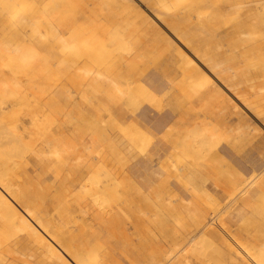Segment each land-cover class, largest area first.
Here are the masks:
<instances>
[{
	"label": "bare ground",
	"instance_id": "1",
	"mask_svg": "<svg viewBox=\"0 0 264 264\" xmlns=\"http://www.w3.org/2000/svg\"><path fill=\"white\" fill-rule=\"evenodd\" d=\"M123 1L124 9L114 12L105 0H0V264H264V164L258 174L245 177L236 171L224 185L213 181L211 195L206 191L211 176L200 175L199 187H190L191 166L206 171L223 158L220 151L202 152L220 124L226 128L234 116L238 129L259 134L231 99L246 94L233 86L232 58L219 59L193 41L206 36L195 34L204 30L203 22L194 23L207 1L170 0L167 12L159 7L163 0H148L152 10ZM262 2L254 3L256 10ZM122 13H129L126 20L115 22ZM141 32L147 42L138 50L131 38ZM156 44L162 49L155 51ZM171 51L176 58L171 59ZM161 52L167 69L174 70L168 86L141 77L143 62ZM255 57L261 66L254 80L264 78L262 47L250 50L244 60ZM165 88L166 94L177 93L174 115L153 104ZM60 95L70 102L59 100ZM242 99L249 110V101ZM183 103L189 108L182 109ZM253 105L256 115L251 113L261 123L262 104ZM93 109L109 112L117 120L113 129L122 127L117 132L129 136L136 129L134 141L138 131L145 140L165 129V148L156 155L169 152V164L159 162L151 171L160 187L151 181L143 191L128 171L112 164L122 150L111 145L109 156L91 146L88 131L76 135L77 116L88 123L85 129H102L101 114L84 121ZM200 114L202 123L197 122ZM51 150L58 160L50 161ZM63 179L67 185L61 181L54 191L55 181ZM118 189L124 193L114 205ZM201 191L212 199L211 211L205 199L197 206L185 203L201 199ZM74 192L88 198L74 204Z\"/></svg>",
	"mask_w": 264,
	"mask_h": 264
},
{
	"label": "rangeland",
	"instance_id": "2",
	"mask_svg": "<svg viewBox=\"0 0 264 264\" xmlns=\"http://www.w3.org/2000/svg\"><path fill=\"white\" fill-rule=\"evenodd\" d=\"M170 0H163V3L161 6V12H167L169 11V7L171 5L169 4ZM207 3L204 1L201 8L202 14L199 15L200 18L195 19L194 27H198L200 24V21L203 22V31H195V34H206V36L202 37L200 35H196L194 38L195 45L198 46L199 50L201 51H212V53L215 54L216 57L219 59H229L232 58L230 63V66L234 67L235 69V77L233 78V86L234 88L239 90H246V94L243 96L245 97L249 102L247 107H249V110L246 109L241 103L243 97H239L238 94H233L231 99L232 101H235L240 108V111L243 115H245L249 120L250 123H252L253 127H256L259 130L258 136L253 137L252 132L247 130L246 128L238 129L236 127V118L233 116L232 121L229 123V125L225 126L220 124L219 131L217 133V137H214L215 140L211 142L210 145H207V148L203 149V154L209 155L215 151H220L223 158L217 161L215 166H211L210 163L206 169V171L202 169H198L195 166H191L189 169L191 171V184L190 187L197 188L199 187V184L196 182L200 175H203L205 178L206 176H211L212 180L210 178L207 184L206 191L209 195L214 194L215 186L213 185V181H216V183L224 185L226 181L230 178V172H239L240 174L244 175L245 177H249L252 174H258L260 170L259 167L261 164H264V117L260 121H258L254 115H256L253 103L261 102V107L264 112V78H257L253 79L251 78L253 74L260 73L259 70L256 69L257 65L260 64L261 66V60L257 61V57L251 58L250 60L245 59L246 53L250 52V50L255 49V51L262 47L264 49V2L260 4V9L256 10L255 8V2L257 0L250 1V5H246L244 2L245 0H206ZM262 1V0H260ZM105 3L110 4L111 8L115 11H119L124 9L125 2L123 0H105ZM136 6L139 10H146V6L149 7L148 0H134ZM212 3H214V8L216 12L214 14H211V10H208V8L212 9ZM169 4V6H168ZM90 5V4H89ZM216 5V6H215ZM210 6V7H209ZM90 8H92L90 6ZM150 8V7H149ZM118 9V10H117ZM151 9V8H150ZM152 10V9H151ZM205 12V14H203ZM148 13V11H147ZM123 14V13H122ZM126 13L122 15V18L120 19L118 16L115 18V22L117 21V18L119 21L123 22L127 18ZM150 15V14H149ZM108 16L107 13H105V17ZM153 21L155 22V26H157L160 30H162L164 33H166L167 29L164 27L156 17L152 16ZM126 32L125 34H127ZM154 31H150L148 34H154ZM146 33L141 32L139 34H135L134 38H131L134 43H136L138 50H142L141 48H145L146 42H147V35ZM208 34H216L217 37L213 39V36H210ZM162 39L163 37L160 36ZM132 42V44H133ZM126 43V42H125ZM213 43L216 46L212 49L210 48L209 44ZM162 44V43H159ZM121 46H126L127 48L131 46L130 44H121ZM126 47H123V50L126 51ZM155 51H158L162 49V45H157L153 48ZM157 54V53H156ZM171 59L176 58L175 51H171ZM196 54V53H195ZM192 56V55H191ZM194 58V56H192ZM199 58V56H198ZM164 57L162 55V52L155 55L153 60H146L145 63L143 62V65L141 66V70H145V74H143L141 77L143 80L148 81V83L153 79L155 83L162 84L164 86H168L167 83L170 84V80L173 77L172 69L168 67L164 63ZM170 66V65H169ZM264 66V65H263ZM172 67V66H170ZM166 71H170L168 75H166ZM242 71V73H241ZM264 71V70H263ZM233 74V73H232ZM264 74V72H263ZM166 75V77H165ZM65 80V78H63ZM250 79V82L248 81ZM253 79V80H252ZM216 80V78H215ZM218 81V80H217ZM232 81V80H231ZM225 84V83H223ZM145 85V84H144ZM226 85V84H225ZM254 85V87L252 86ZM227 86V85H226ZM144 87V86H143ZM188 87V86H186ZM201 88L197 85L195 89ZM162 89V88H161ZM167 88L160 91L158 98L155 99V102L153 101V104L156 103V108H158V103H160L162 106L159 108V110H162V113H169L172 114L174 110H177L179 107V104H176L175 102V96H177L176 92H167L168 94L164 93ZM194 89V88H192ZM235 95V96H234ZM59 100L70 102V99H67V97H63L60 95L58 98ZM79 100V97H76V100ZM75 100V103H76ZM161 101V102H160ZM253 102V103H252ZM66 104V103H65ZM216 111L218 110L219 103L216 101ZM251 104V105H249ZM68 105V104H66ZM120 106V104H117ZM70 106V105H69ZM182 109L189 108V105L185 106V104H182ZM195 107V105H193ZM260 107V108H261ZM156 110V109H153ZM261 110V109H259ZM79 111V110H78ZM254 114H252V113ZM155 112H152L151 114H154ZM95 114H101L104 116V124L101 129V127L98 126H91L89 128H86L88 126V123L82 122V119L80 120V117L76 120V127H77V133L76 135L79 137V135L84 132L88 131L89 137L87 139L90 141L91 146L97 151L99 149H104L105 154H107L110 151L111 145H114L119 151H123L120 158H118V162L114 160V164L117 168H119L121 171L124 169L128 172V175L132 177V180L135 181L142 189L143 191H146L147 185L151 183L153 178L151 177V171L158 169L159 162L166 163L168 160V153L164 152V154L159 157L156 155L157 151L163 150L165 147L162 146V139L164 137L165 129L162 132L154 131V135L152 134V137L149 139L142 140V133L139 131L137 133H134L136 137V141H134L131 137V132L133 130H136L133 128L131 130L129 136L128 134H123L120 131L122 128H116L113 129L114 126L117 123V120L114 121V119L110 117L109 112L106 110H102L101 113L98 112L95 109L92 110L91 115L87 116V119L85 118L84 121L91 119V117L95 116ZM174 115V114H172ZM121 118V115L119 113L118 119ZM132 119V118H130ZM205 117L200 114L199 118L197 119L198 123H202L205 120ZM129 121V125L130 122ZM219 124V121H217ZM86 124V125H85ZM83 125L84 129H83ZM132 125V123H131ZM130 131V130H129ZM150 131H152L150 129ZM77 136L75 139V143L77 144ZM145 141V142H144ZM165 140L163 139V142ZM102 145V146H101ZM164 147V148H163ZM213 147V148H211ZM117 153V152H116ZM114 152V156L116 155ZM109 154V153H108ZM110 156V154H109ZM49 157L52 160H58L59 156L56 154H53V151L49 153ZM160 159V160H159ZM49 160V159H48ZM108 160V159H106ZM53 162V161H52ZM250 162H253V164H249ZM105 163L107 165H110V161ZM169 163L167 162V165ZM67 165H64V170ZM63 168V167H61ZM257 169L255 171L254 169ZM197 169V171L193 174V172ZM63 170V169H61ZM130 170V171H129ZM207 173V174H206ZM125 174V172H124ZM121 180V175H119ZM215 177V179H214ZM154 179L159 180L160 174H157ZM61 181H63L64 186L67 185V181L65 179L63 180H57L55 181V187L54 191H59L61 188ZM66 181V182H65ZM54 181L53 179H50V185H53ZM158 181L154 182V187L159 186ZM49 184V183H48ZM69 184V182H68ZM161 185V184H160ZM160 187V186H159ZM122 189V188H119ZM114 194L115 196V203L114 205L118 204L117 197H119L120 193H124L123 190H119ZM219 191V189H218ZM221 191V190H220ZM219 191V192H220ZM81 192V191H80ZM75 195L73 200V203L76 204L78 201L84 202L88 198V194L86 193H80L81 198H79V195H76V193H73ZM82 194V195H81ZM200 198H187L185 203H190L193 206H197L198 203H202V201L205 199L207 202H209V206H206L207 209L210 210L209 207H211L212 202L210 197L204 198L202 197L203 191L200 193ZM83 197V198H82ZM218 201H220V195L215 196ZM173 199H176V197H173ZM211 199V200H210ZM223 203V202H222ZM222 207H219V209ZM211 211V210H210ZM157 212H162L160 209H157ZM78 222L81 224L82 220L81 217L78 218ZM3 253H6V248L1 250Z\"/></svg>",
	"mask_w": 264,
	"mask_h": 264
}]
</instances>
